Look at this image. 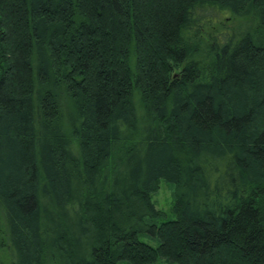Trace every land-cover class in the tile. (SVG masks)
<instances>
[{
    "label": "trees",
    "instance_id": "obj_1",
    "mask_svg": "<svg viewBox=\"0 0 264 264\" xmlns=\"http://www.w3.org/2000/svg\"><path fill=\"white\" fill-rule=\"evenodd\" d=\"M0 227L11 264H264V0H0Z\"/></svg>",
    "mask_w": 264,
    "mask_h": 264
},
{
    "label": "rangeland",
    "instance_id": "obj_2",
    "mask_svg": "<svg viewBox=\"0 0 264 264\" xmlns=\"http://www.w3.org/2000/svg\"><path fill=\"white\" fill-rule=\"evenodd\" d=\"M241 22H244V20L232 15H228L227 18H222L221 20L217 21V23L215 22L205 27L201 35L203 36L205 42H211L214 37L217 38L222 33L224 35L232 32V30L237 28ZM174 190L175 187L171 182L162 179L160 181L159 189L153 194L152 197L155 205L165 213L166 218L175 217L172 211L174 205ZM0 260L2 264H11L7 246H2L0 248Z\"/></svg>",
    "mask_w": 264,
    "mask_h": 264
}]
</instances>
